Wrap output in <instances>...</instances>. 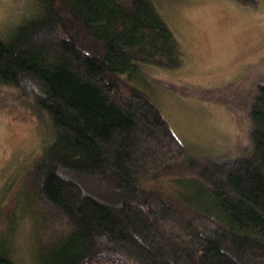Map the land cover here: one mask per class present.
<instances>
[{"label": "trees", "instance_id": "1", "mask_svg": "<svg viewBox=\"0 0 264 264\" xmlns=\"http://www.w3.org/2000/svg\"><path fill=\"white\" fill-rule=\"evenodd\" d=\"M182 64L153 0H36L0 35V84L50 119L14 195L32 264H264V84L246 155H191L137 79ZM14 197L0 264H21Z\"/></svg>", "mask_w": 264, "mask_h": 264}, {"label": "rangeland", "instance_id": "2", "mask_svg": "<svg viewBox=\"0 0 264 264\" xmlns=\"http://www.w3.org/2000/svg\"><path fill=\"white\" fill-rule=\"evenodd\" d=\"M153 1L180 43L183 64L174 69L146 65L137 76L140 87L191 155H246L248 106L264 84V0ZM35 6L36 0H0V35L6 36ZM49 131L46 113L41 122L32 101L0 84V206L18 193V177ZM161 185L171 189L167 182ZM16 204L14 257L32 264L36 233L21 215V198Z\"/></svg>", "mask_w": 264, "mask_h": 264}]
</instances>
